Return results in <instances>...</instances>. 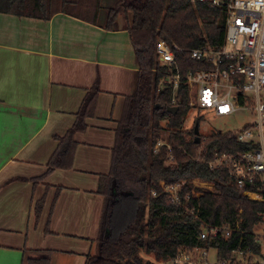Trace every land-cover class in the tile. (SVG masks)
I'll return each mask as SVG.
<instances>
[{
  "label": "trees",
  "instance_id": "16d2710c",
  "mask_svg": "<svg viewBox=\"0 0 264 264\" xmlns=\"http://www.w3.org/2000/svg\"><path fill=\"white\" fill-rule=\"evenodd\" d=\"M100 12L101 0H0V14L42 21L63 13L96 23ZM105 28L129 32L139 73L135 92L126 97L115 130L110 172L100 176L97 193L104 198V205L96 240L99 252L89 254L85 264H155L145 261L142 253L161 262L182 248L214 249L220 259H229L241 248L259 251L254 230L264 222V202L251 201L226 171H211L208 166L216 150L240 152L248 148L238 144L231 133L220 131L200 136L201 142L196 144L194 129L184 130L191 111L188 90L182 85L174 93L165 82L166 69L157 61V42L163 39L172 48L183 49L177 54L183 74L207 69L204 62L190 58V51L223 46L224 9L186 0H119L109 9ZM98 93L96 84L84 99L73 127L65 136L55 137L59 145L46 174L35 184L56 170L73 168L75 135L87 129L86 120L94 115ZM170 108L178 110L172 114ZM200 122L197 118L195 124L200 126ZM158 144L162 146L156 152ZM195 180L212 184L213 191L194 188ZM161 183H184L180 206L170 201ZM61 190H57L53 207ZM44 203L43 198L35 205L37 220ZM205 226H228L234 233L229 239L202 241ZM51 254L49 250L25 249L22 264H51Z\"/></svg>",
  "mask_w": 264,
  "mask_h": 264
},
{
  "label": "crops",
  "instance_id": "0c3cea01",
  "mask_svg": "<svg viewBox=\"0 0 264 264\" xmlns=\"http://www.w3.org/2000/svg\"><path fill=\"white\" fill-rule=\"evenodd\" d=\"M106 2L112 9L119 0H101V12ZM101 12L96 23L63 13L49 21L0 14V264H22L25 249L51 251V264H85L97 246L100 176L110 172L115 130L139 73L129 32L106 30ZM96 84L73 168L35 184L55 137L73 127Z\"/></svg>",
  "mask_w": 264,
  "mask_h": 264
},
{
  "label": "built area",
  "instance_id": "2783aa9c",
  "mask_svg": "<svg viewBox=\"0 0 264 264\" xmlns=\"http://www.w3.org/2000/svg\"><path fill=\"white\" fill-rule=\"evenodd\" d=\"M192 4H208L226 12V35L222 47H205L190 51V58L204 62L208 68L183 74L177 54L183 49L172 48L159 39L156 47L157 61L166 69L165 82L174 93L186 86L191 110L210 111L215 116L232 117L250 111L254 123L237 133H231L238 144L246 146L244 151L216 150L208 163L211 171L224 170L235 185L254 202H264V0H186ZM175 99L173 103L175 104ZM162 144L156 146L157 152ZM170 160H173L170 157ZM201 183L208 191L214 186L195 180L194 188ZM161 188L170 201L181 205L184 183ZM205 189V190H206ZM206 190V191H207ZM194 196L199 193L193 191ZM156 196V193H153ZM234 233L231 227H203L200 239L215 241L229 239ZM252 248L234 251L229 259H209V249L196 248L178 250L177 254L162 264H264V222L255 227Z\"/></svg>",
  "mask_w": 264,
  "mask_h": 264
},
{
  "label": "rangeland",
  "instance_id": "374dc122",
  "mask_svg": "<svg viewBox=\"0 0 264 264\" xmlns=\"http://www.w3.org/2000/svg\"><path fill=\"white\" fill-rule=\"evenodd\" d=\"M109 3L104 4V8L101 12L102 20L107 18ZM197 118H200V136L207 137L214 132H233L237 133L244 129L245 127L254 123V116L250 111L238 113L232 117H217L213 112L210 111H197L191 110L186 117L184 130L190 131L195 127V121ZM200 190L205 191L206 187L201 183H196ZM207 190V189H206ZM99 252L98 245L93 251L92 255H97ZM145 261H149L155 264H162L157 262L153 255H147L144 252L142 253ZM209 259L212 262L217 260V254L214 250H210Z\"/></svg>",
  "mask_w": 264,
  "mask_h": 264
},
{
  "label": "water",
  "instance_id": "95a60500",
  "mask_svg": "<svg viewBox=\"0 0 264 264\" xmlns=\"http://www.w3.org/2000/svg\"><path fill=\"white\" fill-rule=\"evenodd\" d=\"M177 110H178V108H170V109H168V112L174 114ZM194 135L196 138L195 139L196 144H200L201 137H200V126H199V124H196L194 127Z\"/></svg>",
  "mask_w": 264,
  "mask_h": 264
}]
</instances>
